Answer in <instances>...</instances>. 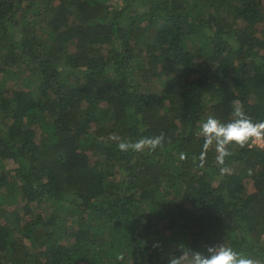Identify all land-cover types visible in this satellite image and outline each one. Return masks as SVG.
Returning a JSON list of instances; mask_svg holds the SVG:
<instances>
[{"label": "trees", "instance_id": "16d2710c", "mask_svg": "<svg viewBox=\"0 0 264 264\" xmlns=\"http://www.w3.org/2000/svg\"><path fill=\"white\" fill-rule=\"evenodd\" d=\"M112 1L0 0V264H264V148L201 133L264 121V0Z\"/></svg>", "mask_w": 264, "mask_h": 264}, {"label": "clouds", "instance_id": "9594fccd", "mask_svg": "<svg viewBox=\"0 0 264 264\" xmlns=\"http://www.w3.org/2000/svg\"><path fill=\"white\" fill-rule=\"evenodd\" d=\"M235 119L222 122L216 117H209L202 122L201 133L205 137V142L217 145L219 155L218 160L229 155V145L235 144L243 146L250 141H264V121H253L243 110L242 105H237L234 109ZM163 136L142 138L135 143L121 141L118 145L121 150L133 149L142 151L145 147L154 150L161 145ZM187 258L189 264H257V261L248 254L235 250L231 246L223 243L207 246L203 251L188 248L187 253L181 257H171L169 264H182V260Z\"/></svg>", "mask_w": 264, "mask_h": 264}, {"label": "rangeland", "instance_id": "374dc122", "mask_svg": "<svg viewBox=\"0 0 264 264\" xmlns=\"http://www.w3.org/2000/svg\"><path fill=\"white\" fill-rule=\"evenodd\" d=\"M112 2H113V4H114V3H117V0H113ZM14 166H15V164H14L12 161L7 162V164H6V168L9 169L10 171L13 169ZM251 186H252L251 183H248V184H247V188H248L249 191H253V189H252ZM22 205H23V203H22ZM38 210L40 211V208H38L37 211H38ZM34 213H36V210H34ZM224 245H225V244H224ZM225 246H226V245H225Z\"/></svg>", "mask_w": 264, "mask_h": 264}, {"label": "built area", "instance_id": "2783aa9c", "mask_svg": "<svg viewBox=\"0 0 264 264\" xmlns=\"http://www.w3.org/2000/svg\"><path fill=\"white\" fill-rule=\"evenodd\" d=\"M249 147L250 148H254V147H257V148H264V141H250L249 142Z\"/></svg>", "mask_w": 264, "mask_h": 264}]
</instances>
